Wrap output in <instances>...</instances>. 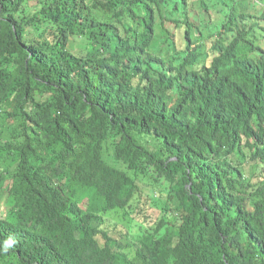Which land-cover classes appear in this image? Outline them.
I'll use <instances>...</instances> for the list:
<instances>
[{"label":"trees","instance_id":"1","mask_svg":"<svg viewBox=\"0 0 264 264\" xmlns=\"http://www.w3.org/2000/svg\"><path fill=\"white\" fill-rule=\"evenodd\" d=\"M0 264H264V0H0Z\"/></svg>","mask_w":264,"mask_h":264},{"label":"rangeland","instance_id":"2","mask_svg":"<svg viewBox=\"0 0 264 264\" xmlns=\"http://www.w3.org/2000/svg\"><path fill=\"white\" fill-rule=\"evenodd\" d=\"M143 184L140 183V187H142ZM142 197L141 195H137L136 198L134 199L132 205V210L134 211H137L136 209L139 208V203L142 201ZM154 202H150V203H146V207L144 205V207L146 208V210L148 211L149 214H153L154 218H155V213L154 211L157 212V209L155 208V206L153 205ZM154 211H153V209ZM129 210V209H128ZM127 212L126 211H119V212H114L111 214L110 218H111V223L112 222H116L117 223V232H115V235L118 237V235H120L121 231L122 232H125V233H128L129 236L128 238L127 237H124L122 240L125 242L124 244H128V246H130V249L128 250H131V244L134 243L136 244L137 241H136V238H135V234L139 232V223L141 222L140 218L138 217H134V221H132V225H131V228L130 229H126L127 227V221L124 220V217L126 216ZM133 214H135V212H133ZM131 216V215H130ZM129 231V232H128ZM123 236V234H121V237ZM126 239V240H125ZM133 244V245H134ZM133 247V246H132ZM129 248V247H128Z\"/></svg>","mask_w":264,"mask_h":264}]
</instances>
